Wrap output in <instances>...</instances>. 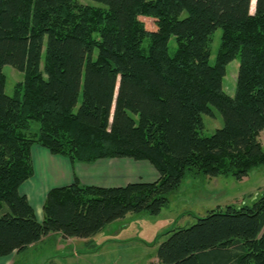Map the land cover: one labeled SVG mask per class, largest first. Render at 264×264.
Listing matches in <instances>:
<instances>
[{
	"label": "trees",
	"instance_id": "1",
	"mask_svg": "<svg viewBox=\"0 0 264 264\" xmlns=\"http://www.w3.org/2000/svg\"><path fill=\"white\" fill-rule=\"evenodd\" d=\"M94 1L104 7L0 0V258L51 233L88 238L129 213L157 215L188 171L241 179L264 163V0L253 13L251 0ZM216 28L221 41L210 65ZM233 59L231 96L222 81ZM5 64L23 73L13 95L4 90ZM211 106L222 126L201 135ZM33 145L72 166L146 160L157 177L99 186L74 174L46 192L38 220L20 192L33 175ZM168 233L156 250L160 264H264V195Z\"/></svg>",
	"mask_w": 264,
	"mask_h": 264
},
{
	"label": "rangeland",
	"instance_id": "2",
	"mask_svg": "<svg viewBox=\"0 0 264 264\" xmlns=\"http://www.w3.org/2000/svg\"><path fill=\"white\" fill-rule=\"evenodd\" d=\"M76 2L104 7L102 3L94 0ZM253 11L254 5L253 7L250 5V12ZM145 25L153 27V20H145ZM221 34V28H216L208 41L210 65L215 63ZM142 45L146 49L147 41H143ZM175 49L176 42L174 37H171L168 41L169 54L172 55ZM238 66V59H233L225 67L222 86L225 93L231 96L234 94ZM2 71L6 76L5 93L13 95L14 85L23 79V73L9 64L3 65ZM80 101L79 94L77 107ZM211 108L213 116L202 115L201 135L209 136L222 126L221 115L214 106ZM37 130L38 123L31 122V131ZM258 140L264 151V130L259 132ZM100 163L108 165L110 169H116L113 166L116 163L108 162L107 159ZM110 163L112 164L109 165ZM130 163L134 165L131 164L134 171L130 172L133 174L131 176L133 182L150 181L157 177L155 169L148 161L130 158ZM126 167L127 165L123 170ZM112 184L119 186L116 182ZM263 195L264 163L251 168L241 179H236L232 175L208 176L191 170L185 174L181 184L169 193L167 205L157 215L144 212L129 213L124 218L107 224L88 238L66 239L59 233H51L24 249L16 264H160L156 259V250L168 237L170 230L191 226L197 218L205 216L211 209L224 208L227 205L240 207L251 204Z\"/></svg>",
	"mask_w": 264,
	"mask_h": 264
},
{
	"label": "crops",
	"instance_id": "3",
	"mask_svg": "<svg viewBox=\"0 0 264 264\" xmlns=\"http://www.w3.org/2000/svg\"><path fill=\"white\" fill-rule=\"evenodd\" d=\"M31 157L33 163V175L21 186V193L27 196L38 220H41L42 218L41 207L46 192L52 187L72 183L74 180V174L78 177L80 183L83 184L116 186L112 183L116 182L117 185H125L129 182H133V179L131 178L133 174H130V172L134 171V167H132L133 164L130 163V158L127 157L107 159L108 162L116 163V165H113L116 169H110L108 165L100 163L102 160L106 159H100L88 164L76 163L72 166L66 157L51 154L39 145L32 146ZM111 164L112 163L109 165ZM125 165H127V167L123 170ZM121 176L122 178H120ZM102 177L105 178L103 179ZM33 203L35 204L34 206ZM21 252H15L9 256L0 258V264L18 263L17 258Z\"/></svg>",
	"mask_w": 264,
	"mask_h": 264
},
{
	"label": "bare ground",
	"instance_id": "4",
	"mask_svg": "<svg viewBox=\"0 0 264 264\" xmlns=\"http://www.w3.org/2000/svg\"><path fill=\"white\" fill-rule=\"evenodd\" d=\"M254 1L255 0H251V3H250V5H251V7H253V5H254ZM35 204L33 203V206H34Z\"/></svg>",
	"mask_w": 264,
	"mask_h": 264
}]
</instances>
